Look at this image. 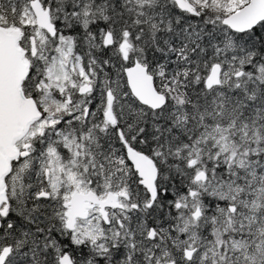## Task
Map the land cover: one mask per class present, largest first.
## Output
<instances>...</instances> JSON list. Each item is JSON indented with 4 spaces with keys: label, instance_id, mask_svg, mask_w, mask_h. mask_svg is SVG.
I'll list each match as a JSON object with an SVG mask.
<instances>
[{
    "label": "snow or ice",
    "instance_id": "snow-or-ice-1",
    "mask_svg": "<svg viewBox=\"0 0 264 264\" xmlns=\"http://www.w3.org/2000/svg\"><path fill=\"white\" fill-rule=\"evenodd\" d=\"M0 264H264V0H0Z\"/></svg>",
    "mask_w": 264,
    "mask_h": 264
}]
</instances>
